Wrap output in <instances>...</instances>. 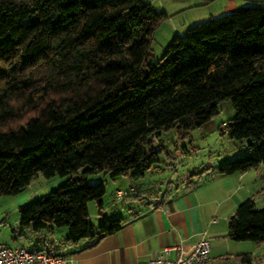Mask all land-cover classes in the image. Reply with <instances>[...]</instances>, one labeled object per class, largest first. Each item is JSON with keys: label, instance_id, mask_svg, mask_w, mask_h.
<instances>
[{"label": "trees", "instance_id": "trees-1", "mask_svg": "<svg viewBox=\"0 0 264 264\" xmlns=\"http://www.w3.org/2000/svg\"><path fill=\"white\" fill-rule=\"evenodd\" d=\"M165 15L145 0H0V195L38 172L67 177L20 207L21 228L67 227L70 242L117 232L121 216L91 221L89 202L103 213L106 186L88 174L144 177L163 129L186 133L224 98L236 111L225 131L247 139L248 152L217 171L264 163V5L195 23L150 59ZM228 236L264 242V205L239 202ZM237 258L253 264L250 253Z\"/></svg>", "mask_w": 264, "mask_h": 264}, {"label": "crops", "instance_id": "crops-1", "mask_svg": "<svg viewBox=\"0 0 264 264\" xmlns=\"http://www.w3.org/2000/svg\"><path fill=\"white\" fill-rule=\"evenodd\" d=\"M151 169L141 178L116 177L112 196L102 198L103 213H108H101L102 218H123L121 228L115 233L98 240L89 237L70 242L67 227L21 228L19 209L28 200L20 199L5 206L1 202L5 199H0V244L51 250L76 264H139L166 245L181 243L182 253L189 254L197 242L207 236L211 243L208 264H228L229 258L242 253L253 255L254 250H247L249 245L244 241L228 236L229 217L239 203L237 192L246 171L211 175L207 170L204 180L202 174L189 171L176 181L175 174L165 181L154 173L157 167ZM118 189L128 194L119 199L116 197ZM97 208L99 210L98 204ZM95 213V208L90 207L89 217ZM176 254V250L171 252V256Z\"/></svg>", "mask_w": 264, "mask_h": 264}, {"label": "rangeland", "instance_id": "rangeland-1", "mask_svg": "<svg viewBox=\"0 0 264 264\" xmlns=\"http://www.w3.org/2000/svg\"><path fill=\"white\" fill-rule=\"evenodd\" d=\"M151 2L157 9L166 13L158 23L153 33L150 59H159L177 33L183 34L187 29L200 21L218 17L228 12L247 6L264 5L263 0H145ZM218 112L199 126L190 128L183 133L178 127L163 129L161 134L154 138L157 147L163 146L159 162L151 171L162 177L159 180L168 181L175 174V181L191 172L202 174L203 180L210 174L219 173L217 167L241 154L248 152L247 139L230 138L225 131V123L235 116V109L230 98L218 102ZM165 170V171H163ZM245 177L240 180V189L237 192L238 202L248 197H253L256 206L264 205V163L257 168L246 171ZM121 176V175H120ZM119 177V176H117ZM151 177V174H148ZM67 177L55 175L46 177L38 172L29 186L16 195H0L5 206H10L18 200L27 201L29 204L37 198L47 195L51 190L59 187ZM90 183L104 181L106 196H112L115 178L103 172L90 173L87 176ZM158 177H155L157 179ZM104 197V196H103ZM236 198V197H235ZM96 210L90 219L97 226L103 220V215L98 212L96 201L89 202L88 208ZM107 214L108 213H103ZM11 215V213H10ZM249 245L247 250L253 251V264H264V242L242 240ZM237 256V255H236ZM235 255L228 259V264H247L241 262Z\"/></svg>", "mask_w": 264, "mask_h": 264}, {"label": "built area", "instance_id": "built-area-1", "mask_svg": "<svg viewBox=\"0 0 264 264\" xmlns=\"http://www.w3.org/2000/svg\"><path fill=\"white\" fill-rule=\"evenodd\" d=\"M134 191V189H131ZM128 191L118 189L117 198H124ZM159 199V197H158ZM173 250L177 251L171 256ZM211 260V243L207 236L202 237L189 254L182 253V244L166 245L159 252L139 264H208ZM0 264H76L69 257L38 247L0 244Z\"/></svg>", "mask_w": 264, "mask_h": 264}]
</instances>
